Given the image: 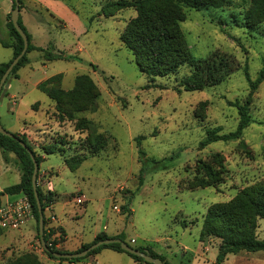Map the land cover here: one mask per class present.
Returning <instances> with one entry per match:
<instances>
[{
    "label": "rangeland",
    "instance_id": "374dc122",
    "mask_svg": "<svg viewBox=\"0 0 264 264\" xmlns=\"http://www.w3.org/2000/svg\"><path fill=\"white\" fill-rule=\"evenodd\" d=\"M59 1L80 19L84 34L78 39L68 20L45 11L36 20L39 38L47 47L81 60L50 61L47 69L41 68L48 75H62L57 86L63 92L57 100L39 89H14L15 100L1 96V124L12 133L24 126L27 131L19 133L25 134L36 153L43 156L39 177L58 170L55 182L60 193L74 192L71 197L76 207L87 206L83 223L73 221L77 230L86 227L89 234L93 225L100 224L103 210L111 222H119L117 235L124 234L133 247L146 244L153 248L156 239L173 237L200 248L208 208L229 202L242 189L264 182V81L252 96L249 84V78L257 79L264 66V0H233L222 7L200 10L177 9L179 15H185L180 29L194 56L226 55L234 63L221 83L194 91L181 85L192 72L187 64L155 81L140 69L136 54L122 39L140 14L137 8L104 10L106 4L119 0ZM161 8L170 9L167 4ZM146 10L147 16H152L154 8ZM12 56L13 49L0 44V63ZM250 97L253 122L242 137L202 148L201 141L209 130L217 128L222 134L236 130L240 117L233 103L246 102ZM139 136L145 137L141 143L136 140ZM44 149L55 153L47 155ZM8 160L9 170L2 172L0 188L17 183L22 174L16 156L10 154ZM202 162L223 171L218 187L198 186ZM59 229L54 241L67 250L65 235L60 241ZM10 230L18 229L0 227V264H50L42 256L45 252L35 218L30 250L11 242L5 234ZM254 233L264 240V217H257ZM217 252L213 243L209 258ZM245 253L250 254H241L242 260L235 264H263L260 255L264 251ZM129 257L125 254V261Z\"/></svg>",
    "mask_w": 264,
    "mask_h": 264
},
{
    "label": "trees",
    "instance_id": "16d2710c",
    "mask_svg": "<svg viewBox=\"0 0 264 264\" xmlns=\"http://www.w3.org/2000/svg\"><path fill=\"white\" fill-rule=\"evenodd\" d=\"M12 1L13 10L16 3L15 0ZM232 1L233 0H119L109 2L105 5L104 10L127 9L131 7L137 8L140 14L137 18L131 21L125 33L122 35V39L126 46L136 54L140 69L151 78V81H155L156 77L174 73L181 65L187 64L192 68V72L188 77L181 81V85L184 86L186 90L194 91L203 90L209 86L221 83L233 70L234 63L226 55H215L210 58H197L194 56L180 29V22L185 20V15H179L177 13V9L183 7L194 8L197 10L208 7L218 8L229 4ZM20 3V8H22L23 0H20ZM165 4L169 5V10L161 8V5ZM148 8H154V10H152V16H147L146 9ZM19 23L28 36L29 47L27 53L20 59L19 63L11 71L7 81L10 77H18V71L30 63L28 53L35 49L42 51V58L45 61L63 59L81 60V58L75 55H69L61 51H56L51 45L46 48L36 47L32 44L31 35L24 26L21 17L19 18ZM7 26L10 31L11 38L9 41H5L0 38V42L3 46L13 49V57L7 62L0 63V81L12 60L21 53L24 47V40L14 27L11 13L8 15ZM61 77V74L50 77L39 84V89L46 93L50 98L57 100L58 94L63 92V90L57 86ZM263 81L264 66L260 70L257 79L252 80L249 78L251 96L259 88ZM50 83H54L53 87H48ZM3 91L4 89L1 91L0 97ZM250 100L251 97L246 102L238 100L233 103V105L238 108L240 117L235 131L222 134L217 128L211 129L208 131L207 136L201 141V147L204 148L210 143L219 140L230 141L240 139L244 130L253 122L250 113ZM14 134L27 144L33 152L36 161L40 165L43 160V156L36 153L35 148L27 140L25 134H21L19 132H14ZM144 138V136H139L136 140L141 143V140ZM0 149L6 162L9 161L8 155L14 154L16 156L22 173L19 183L0 190V203L1 197L5 194H16L20 192L26 194L32 204L37 224L38 237L40 238L39 210L32 183V176L35 167L34 160L29 151L20 144L19 140L2 133H0ZM44 152L47 155L55 153L54 150L49 149H44ZM201 166L203 175L199 178L198 186L218 187L223 179V171L207 162H202ZM39 172L37 178H39ZM37 188L45 215L47 207L54 202V194L52 192H45L39 183ZM1 206L2 205H0V207ZM258 216L264 217V182H259L242 189L229 202L216 203L208 208L202 224L200 239L203 241L211 237L221 239L219 253L214 264H225L228 255L231 253H238L240 251H264V240L257 238L254 233L256 219ZM47 224L48 220L45 215L44 236L48 250L44 249V252L51 258L69 260L73 262L96 254L104 248H111L130 255L138 262L151 264L145 261L143 257L125 251L119 243L104 244L92 250L85 257L81 258H58L53 255L54 252L70 251L57 247L56 244L58 240L53 242V246L49 245L51 234L48 233ZM59 230L61 232L60 241H63L65 231L62 228ZM53 232H55V230H53ZM109 237L110 236L107 234L98 235L92 243L83 244L80 248L72 252H80L91 246L93 243ZM116 237L125 240L124 234H119ZM135 248L141 251L148 249L150 254L154 257L161 258L165 264H171L165 256L157 253L151 247L140 245ZM27 254L33 256L31 253ZM37 260L39 259H36V262Z\"/></svg>",
    "mask_w": 264,
    "mask_h": 264
},
{
    "label": "crops",
    "instance_id": "0c3cea01",
    "mask_svg": "<svg viewBox=\"0 0 264 264\" xmlns=\"http://www.w3.org/2000/svg\"><path fill=\"white\" fill-rule=\"evenodd\" d=\"M12 7H13L12 0H0V30L3 32V36L0 35V38L5 41H9L11 38L10 31L7 26V22H8V15L12 12ZM44 12L45 14H50L52 17L60 16L65 18V20H68V23H71L72 25L71 27L74 29L75 36L78 39H80L81 35L84 34L85 31H84V25H82L83 23L61 1L23 0V7L21 8L20 17L22 19L24 26L31 35L32 44L35 45L36 47H43V48L47 47L46 43L41 41V38H39L37 32L38 25L36 24L37 18H41ZM50 27H52V24H50L49 28ZM75 47H79V46L75 45ZM82 52H84L83 49ZM28 56L30 58V63L22 67L18 71V77L9 78L8 80L9 86L4 89L1 95L3 96L2 97L3 99L5 97H8L11 100L13 99L15 100L17 98V95L15 92H13L14 89L17 90L18 92L20 91L25 92L29 89L31 90L39 89V84L41 82L58 74L56 73V74L48 75L47 72L45 71L42 72L41 68L47 69L48 62H50V61H45L42 58V51L37 49L32 50L31 52L28 53ZM12 57L10 59H12ZM27 70L29 72H25ZM12 103L14 104L12 105V110L15 111L16 101H13ZM40 113L46 115V112H44L43 110H40ZM25 131H27V129H24V126H19V128L15 132L23 133ZM40 132H42V134H45L44 130ZM46 158L47 157L44 156V159ZM8 164L9 163L6 162L4 158L3 160L2 159L0 160V176L2 175V172L9 170L8 167L10 165L8 166ZM65 164L69 168V170L72 171V169L68 166L66 162ZM4 165L6 166L3 167ZM1 169L3 170L1 171ZM48 169L56 170L54 169V167L51 166H49ZM56 171L57 172L55 173L47 171L46 176H44L43 178L40 176L38 178V183L44 191L52 192L54 194V202H52L51 205L47 207L45 212V215L48 220L47 225L53 226L56 230L58 228H62L65 231V241H64L65 248L69 251L77 250L83 244L92 243L96 239V237H98V235L101 234H107L110 237H116L118 233H116L115 228L118 227L119 222L117 223L116 220L111 222L110 219L105 216L103 210H100V216L102 217L101 220L99 219L100 224L96 223L95 225H93L89 229V234H87L86 232L87 231L86 227H82L79 228V230H77V227H75L73 221H79L83 223V218H84L83 214L87 213L88 208L87 206H85L82 209L76 207L77 205L75 199L74 197H71L74 192L60 193L58 189V184L55 182V179L59 177V172L58 170ZM72 172H76V171H72ZM20 179H21V175H20ZM20 179L17 183L20 182ZM6 187L0 188V190L5 189ZM23 196H24L23 192L16 194H5L1 197L2 205L19 200ZM80 212H82L81 216H77V214H80ZM52 214L55 216L54 222L50 221V216ZM105 218L109 220L108 221L106 220L105 222ZM112 226H114V228H112ZM33 227H34V219L30 220L27 223V225H25L21 229L10 230L8 232H5V234L9 237L11 242L16 243L17 245L22 244L23 248H27L28 250H30L32 246L29 243L31 241V234L33 233ZM133 239L136 240V238L134 237ZM164 239L165 240H162L160 238L156 239L154 241L156 242V247L154 246L152 249L158 252L159 254L165 256L166 259L171 264H214L218 256L219 245L221 243V239L219 238H217L220 241L219 243H217L215 238L213 239L212 237L204 241L200 239V248H199L197 246H191L190 244L184 243L182 241H177L173 237H165ZM213 243L218 246V252L215 253L214 258L211 259L209 258L208 254L211 252V247ZM142 246H146V244ZM245 252L248 251H240L238 253L229 254L225 261V264H235L238 262V259L242 260L240 259L241 254L249 256L250 253H245ZM125 254L126 253L119 252L111 248H104L100 252L90 255L85 259L76 260L73 262L69 260L61 261V260L53 259L45 253L42 254V256L47 257L50 264H143L141 262L136 261L130 255H129L130 259L128 261H125L124 259ZM260 256H261L260 258L261 262L264 264V254ZM43 257H41V259H43ZM45 262L47 263L46 259Z\"/></svg>",
    "mask_w": 264,
    "mask_h": 264
},
{
    "label": "water",
    "instance_id": "95a60500",
    "mask_svg": "<svg viewBox=\"0 0 264 264\" xmlns=\"http://www.w3.org/2000/svg\"><path fill=\"white\" fill-rule=\"evenodd\" d=\"M15 7L11 12V18L14 24V27L16 28V30L20 33V35L22 36L23 40H24V47L21 51V53L19 55H17L12 62L10 63V65L8 66V68L6 69L1 81H0V93L3 89L7 88L9 86V83L7 81L11 71L13 70V68L19 63L20 59L27 53L28 47H29V39L28 36L26 34V32L23 30V28L21 27L20 23H19V18H20V12H21V8H20V0H15ZM0 133L7 135L9 137L15 138L17 140H19L20 144L25 147L29 153L31 154L33 160H34V172H33V176H32V183H33V188H34V193H35V197H36V202H37V207L39 210V233H40V240L42 243V246L45 250H48V246L45 240V236H44V231H45V215H44V210H43V206H42V202L39 196V192H38V172H39V168L40 165L39 163L36 161L33 152L30 150V148L27 146V144L22 141L21 139H19V137H17L14 133L8 131L0 122ZM111 243H119L122 247V249H124L125 251L134 254V255H138L141 256L145 259V261L151 263V264H165L164 261L159 258V257H154L153 255L150 254V251L148 249H145L143 251L133 247L132 245H130V243H128L127 241L119 238V237H109L106 239H102L99 240L95 243H93L91 246H89L88 248L80 251V252H54L53 255L58 257V258H67V259H71V258H81V257H85L88 253H90L92 250L104 245V244H111Z\"/></svg>",
    "mask_w": 264,
    "mask_h": 264
},
{
    "label": "built area",
    "instance_id": "2783aa9c",
    "mask_svg": "<svg viewBox=\"0 0 264 264\" xmlns=\"http://www.w3.org/2000/svg\"><path fill=\"white\" fill-rule=\"evenodd\" d=\"M34 218L35 216L32 204L30 203L26 194H24L21 199L9 202L0 207V227L4 229H20L27 225V223ZM50 221H55V216L53 214L50 216ZM48 226L49 225H47L48 233L51 234L49 245L53 246L55 235L53 230L56 231V229L51 225L49 227Z\"/></svg>",
    "mask_w": 264,
    "mask_h": 264
}]
</instances>
